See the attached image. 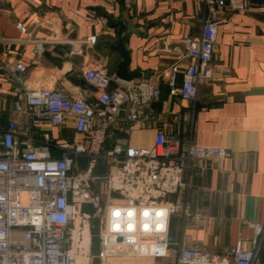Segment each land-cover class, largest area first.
I'll list each match as a JSON object with an SVG mask.
<instances>
[{"label": "crops", "instance_id": "crops-1", "mask_svg": "<svg viewBox=\"0 0 264 264\" xmlns=\"http://www.w3.org/2000/svg\"><path fill=\"white\" fill-rule=\"evenodd\" d=\"M247 7L217 14L221 22L211 62L213 75L199 84L196 100H189L181 95L187 65L182 40L200 35L206 14L201 3L0 0L1 122L5 126L12 118L27 121L15 109L18 96L6 69L8 62L25 66L18 75L31 87L90 94L92 86L84 75L90 66L107 70L113 78L111 88L127 81L116 74L122 55L115 49L126 36L128 69L136 74L132 80L157 85L160 96L150 109L153 125L138 128L122 120L112 128L106 147L117 142L151 147L158 126L176 122L183 137L191 134L199 145L226 148L227 158L192 176L188 212L171 215L169 232L182 248H207L220 259H230L229 247L253 238L255 223L264 224V0H252ZM175 63L179 69L171 83L170 68ZM74 124L71 119L62 126L45 125L34 131L38 139L48 131L56 142H73L82 139ZM54 154H60L58 148ZM101 167L106 170L102 165L97 169ZM98 252L92 253L90 264L96 256L101 264ZM129 259L133 264H176L172 254ZM263 261L264 247L257 264Z\"/></svg>", "mask_w": 264, "mask_h": 264}, {"label": "built area", "instance_id": "built-area-1", "mask_svg": "<svg viewBox=\"0 0 264 264\" xmlns=\"http://www.w3.org/2000/svg\"><path fill=\"white\" fill-rule=\"evenodd\" d=\"M195 1L206 14L200 35L182 40L187 65L181 95L189 100H196L199 84L213 75L217 14L246 10L252 0ZM6 69L16 83L15 109L27 121L12 118L3 126L0 120V264H90L95 216L101 219V264L169 254L176 264H257L264 224L255 223L253 238L229 247L230 259L207 248H182L169 232L171 215L188 212L192 176L227 158L226 148L199 145L191 134L183 137L176 122L158 126L151 147L120 142L106 147L122 120L138 128L153 125L157 85L129 80L111 88L107 70L90 66L84 75L91 93L70 94L31 87L18 75L25 69L21 63L8 62ZM178 69V63L171 66V83ZM71 119L81 140L59 143L48 131L39 139L35 135L37 127L62 126ZM80 157L89 158L87 167H81ZM101 165L104 172L97 169Z\"/></svg>", "mask_w": 264, "mask_h": 264}, {"label": "rangeland", "instance_id": "rangeland-1", "mask_svg": "<svg viewBox=\"0 0 264 264\" xmlns=\"http://www.w3.org/2000/svg\"><path fill=\"white\" fill-rule=\"evenodd\" d=\"M79 161H80L81 167H87L88 166V163H89V158H87V157H80L79 158ZM98 171L104 172L105 169H103L101 167V168L98 169ZM100 220L101 219H100L99 216H96L95 219L93 220V223H94V226H95L93 229H94V231H96L95 234H96L97 237H96V240L93 239L92 249H91V255H92V253H93V255L94 254L97 255V252H98V250L100 248V239H99V233H100V229H101L100 228V226H101L100 225L101 224ZM132 261H133L132 259H124V260L123 259L122 260H120V259H110L107 262V264H133ZM93 264H98L97 256H96L95 262H93Z\"/></svg>", "mask_w": 264, "mask_h": 264}, {"label": "water", "instance_id": "water-1", "mask_svg": "<svg viewBox=\"0 0 264 264\" xmlns=\"http://www.w3.org/2000/svg\"><path fill=\"white\" fill-rule=\"evenodd\" d=\"M126 36L121 38L119 43L115 46V49L120 52L122 55V60L120 61L117 69V76L121 79L124 80H132V78L136 75L134 72H130L128 69V65L130 62V55L128 50L125 48L124 43H125Z\"/></svg>", "mask_w": 264, "mask_h": 264}, {"label": "trees", "instance_id": "trees-1", "mask_svg": "<svg viewBox=\"0 0 264 264\" xmlns=\"http://www.w3.org/2000/svg\"><path fill=\"white\" fill-rule=\"evenodd\" d=\"M0 120H1V119H0ZM1 121H2V120H1ZM93 228H94V227H93ZM95 233H96V231H94V229H93V237H95L94 239L96 240V237H97V236H96Z\"/></svg>", "mask_w": 264, "mask_h": 264}]
</instances>
